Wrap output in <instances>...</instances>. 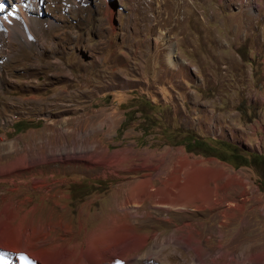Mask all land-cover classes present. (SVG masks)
<instances>
[{"label": "rangeland", "instance_id": "obj_1", "mask_svg": "<svg viewBox=\"0 0 264 264\" xmlns=\"http://www.w3.org/2000/svg\"><path fill=\"white\" fill-rule=\"evenodd\" d=\"M21 2L39 26L1 22L0 257L264 264L260 173L188 152L177 132L264 153V0ZM184 158L222 174L162 207Z\"/></svg>", "mask_w": 264, "mask_h": 264}, {"label": "bare ground", "instance_id": "obj_2", "mask_svg": "<svg viewBox=\"0 0 264 264\" xmlns=\"http://www.w3.org/2000/svg\"><path fill=\"white\" fill-rule=\"evenodd\" d=\"M1 1H3V2L0 5L4 6L5 1L4 0H1ZM10 4H11V6H10ZM24 5L22 4V2L21 3H15V0H8V2L6 4V8L8 6L7 13L6 14H0V33L6 32V29L2 27V24L4 22L7 23V26L8 25L9 26L16 25L18 27H22L25 25L28 28L29 23L27 21L30 20L38 28L39 21L37 19H34V18H33L34 20L30 19V16L28 15L27 11L24 9ZM1 22H3V23L1 24ZM30 39L35 41V39L32 35L30 36ZM168 58H169V61L173 65H175V66L178 65L179 58H178V55L176 54L175 51H170L168 54ZM27 163L28 162H26V160L21 161V158H19L18 162H14L13 165H11L8 168H4V170L11 171V169H15L17 167L19 168V167H22L23 165L25 166V165H27ZM181 166H182V168H181L182 170L183 169L186 170L185 175L183 174L185 177H182L181 175H174L171 178V180H169L168 182L165 183L164 187L160 188L158 190V192L155 193V196L158 198V200L160 202L159 204L162 207L165 206V207L169 208V207L173 206L172 204L161 203L162 201H170V202H177V203L181 201V200H176L175 198L171 197V196H176L177 191H180V192L186 191L188 193V195H193V193H191V192H194L198 196L203 198L205 194L208 195V189L206 188L205 185L209 182L210 179H213V178L216 179L219 176H221V174H222L221 170H218V171L212 170L211 171V170H204V169L198 168L195 165H193L192 163H190L186 158L182 159ZM151 183H152V178H148V179L140 182L132 190L130 198L135 200V202H136V201H142L145 196H150L151 195V191H150ZM197 187H199V188H197ZM196 189H197V191H196ZM178 194H180V193L178 192ZM214 195H216V196L218 195L216 189L211 190V192L209 194V196H211V197ZM185 200L187 201V198ZM138 203L135 205H138ZM185 203H187V202H185ZM178 205H180V204H178ZM233 206H235L236 208H239L240 210L243 209V205H240V204L237 205V203H230L229 204V208H232ZM224 214H226V213H224ZM29 252H31V251H29ZM25 255L22 256V258L17 259L16 263L17 264H38L37 261L34 260V257H33L34 255L33 256L32 255L29 256V254L26 256ZM28 256L33 257V258H29ZM38 257H40V256H38ZM29 259H32V260H29ZM48 262H49V264H53L55 261H54V259L52 261L51 258H48ZM10 263H11V259H9V257H7L5 254L0 257V264H10ZM12 263H13V261H12Z\"/></svg>", "mask_w": 264, "mask_h": 264}, {"label": "trees", "instance_id": "obj_3", "mask_svg": "<svg viewBox=\"0 0 264 264\" xmlns=\"http://www.w3.org/2000/svg\"><path fill=\"white\" fill-rule=\"evenodd\" d=\"M183 138L179 144H183L188 152L198 153L203 156H215L216 158L231 164L233 167H253L260 173V185L264 188V153L250 151L238 144L218 138H204L192 130H181Z\"/></svg>", "mask_w": 264, "mask_h": 264}, {"label": "crops", "instance_id": "obj_4", "mask_svg": "<svg viewBox=\"0 0 264 264\" xmlns=\"http://www.w3.org/2000/svg\"><path fill=\"white\" fill-rule=\"evenodd\" d=\"M145 238L147 239V237H145ZM97 245H98V244H97ZM99 247H101V245H100ZM128 248H129V249H125V250L123 251V255L125 254L126 257L133 256L132 252L135 251L137 248H135V247H128Z\"/></svg>", "mask_w": 264, "mask_h": 264}, {"label": "snow or ice", "instance_id": "obj_5", "mask_svg": "<svg viewBox=\"0 0 264 264\" xmlns=\"http://www.w3.org/2000/svg\"><path fill=\"white\" fill-rule=\"evenodd\" d=\"M3 8V5H0V9H2Z\"/></svg>", "mask_w": 264, "mask_h": 264}]
</instances>
